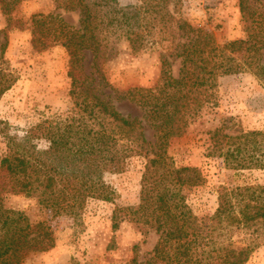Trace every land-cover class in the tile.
<instances>
[{"label":"trees","instance_id":"obj_1","mask_svg":"<svg viewBox=\"0 0 264 264\" xmlns=\"http://www.w3.org/2000/svg\"><path fill=\"white\" fill-rule=\"evenodd\" d=\"M23 1L0 0L6 16V27L0 31L5 39L0 44L2 57L14 26L11 12ZM63 1L66 9L82 10L81 28L75 30L57 15L35 14L32 46L38 51L57 43L65 47L73 109L60 121L31 127L20 140L2 130L7 151L0 162V264H23L29 254L46 251L55 242L45 221L32 222L23 212L6 208L8 196L36 198L56 216L80 215L90 201H113L115 192L104 177L124 172L136 155L146 157L140 201L118 207L113 228L124 217L142 225L145 233L153 230L158 240L147 260L135 256L128 264H246L264 244V185H221L215 212L199 216L188 192L202 186L205 177L197 167H177L167 147L171 139L202 125L216 109L221 77L249 72L264 84V0H239L243 36L224 45L212 32L176 18L169 10L173 0H142L125 7L118 0ZM105 30L120 32L135 51L142 49L147 36H158L181 60L178 77L165 60L153 86L125 93L145 109L154 143L147 140L138 118L123 116L98 94L94 79L84 70L85 52L90 51L95 73L105 83L100 66ZM15 82L12 73L0 70V98ZM231 120L199 132L205 156L221 159L235 176L264 170V130H239L237 124L229 125ZM41 142L47 146L39 147Z\"/></svg>","mask_w":264,"mask_h":264},{"label":"rangeland","instance_id":"obj_2","mask_svg":"<svg viewBox=\"0 0 264 264\" xmlns=\"http://www.w3.org/2000/svg\"><path fill=\"white\" fill-rule=\"evenodd\" d=\"M93 1V0H92ZM91 1V2H92ZM63 0H25L11 12L13 29L7 33V47L1 56L0 70L16 77L15 84L0 98V162L7 151L2 130L19 140L26 131L45 121H60L72 113L71 79L68 76L70 56L60 43L42 51L32 46V17L35 14L57 15L75 30L81 28L82 10L65 8ZM120 6L140 5L142 0H118ZM169 10L195 28L214 34L224 45L243 36L239 0H173ZM6 27V16L0 9V31ZM102 32V31H100ZM121 33H101L105 55L100 66L105 83L95 73L93 55L85 52L84 70L94 79L98 94L125 117L138 118L150 143L156 141L145 109L125 98L135 87H151L162 74V63L170 62V72L178 77L181 60L171 54L158 36L149 35L142 49L135 51ZM178 39L177 42H181ZM5 43L4 34L0 44ZM173 53V52H172ZM218 106L202 124L188 135L170 140L167 154L177 167H197L205 177L202 186L188 192L189 203L199 215H211L217 208V190L221 185H264V170L245 171L241 176L227 169L221 159L207 158L199 132L220 126L231 118L229 125L239 130H264V84L249 72L224 76L216 89ZM231 126V125H230ZM232 130V129H231ZM234 131V130H233ZM239 132V131H238ZM47 142L39 147L45 148ZM145 155H136L120 174H106L105 182L114 190L111 202L90 201L80 215H54L39 206L36 198L23 194L10 195L6 208L23 212L30 221H45L51 226L54 246L43 252L29 254L23 264H128L135 256L147 260L158 240L150 230L122 217L113 228L118 207L137 206L140 201L141 179ZM246 264H264V244Z\"/></svg>","mask_w":264,"mask_h":264}]
</instances>
